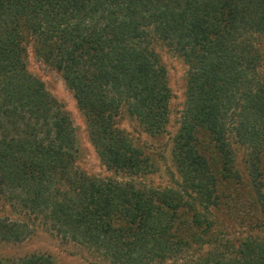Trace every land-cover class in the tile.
<instances>
[{"label":"trees","instance_id":"obj_1","mask_svg":"<svg viewBox=\"0 0 264 264\" xmlns=\"http://www.w3.org/2000/svg\"><path fill=\"white\" fill-rule=\"evenodd\" d=\"M23 30L85 112L101 163L130 175L145 162L117 152L122 140L105 110L127 107L149 132L163 130L169 90L152 43L169 44L190 67L173 159L187 184L209 197L219 183L207 149L224 160L231 133L247 147L251 165L260 167L264 72L254 37L264 34V0H0V197L12 208L42 215L58 236L116 264L182 260L179 252L189 240L172 217L185 205L182 195L138 187L132 177L89 176L77 167L73 124L28 71ZM199 121L208 123L215 142L205 150L197 147L203 142L195 134ZM194 217L201 225L198 211ZM27 234V225L0 215V243ZM0 264L55 261L29 255L0 258Z\"/></svg>","mask_w":264,"mask_h":264},{"label":"rangeland","instance_id":"obj_2","mask_svg":"<svg viewBox=\"0 0 264 264\" xmlns=\"http://www.w3.org/2000/svg\"><path fill=\"white\" fill-rule=\"evenodd\" d=\"M254 38L259 56L257 64L264 72V34L259 33ZM22 44L28 71L44 83L58 107L71 119L78 140L76 165L80 170L100 178L119 180L122 175L131 180L132 177L138 187L167 193L174 190L182 195L185 205L180 204L173 210L172 217L174 228L189 240V248L179 252L182 260L174 257L159 264H193L207 259L224 264H264V145L259 152L260 167L256 169L246 156L247 147L239 144L231 133L226 141L230 150L223 160L219 151L216 154L206 148L215 144L208 123H196L195 134L198 140L203 141L197 147L208 150L210 164L213 165L211 171L219 183L217 187L210 188L209 197L203 190L187 184L173 159L174 140L180 129L190 79V67L179 53L162 41L152 43L166 71L169 90L166 123L161 132H149L136 117L128 114L127 107L123 106L115 114L105 110L108 123L120 133L122 142L118 141L117 152L128 159L145 162L142 170H132L129 173L134 175H130L101 163L90 140L85 112L78 106L72 90L62 75L45 63L37 52L35 38L25 30ZM197 211L201 225L194 222ZM0 215L21 221L27 225L28 231L22 241L0 243V258L46 255L52 257L55 264H116L79 243L58 236L44 223L42 215L37 217V214L30 215L22 209L12 208L2 197Z\"/></svg>","mask_w":264,"mask_h":264}]
</instances>
